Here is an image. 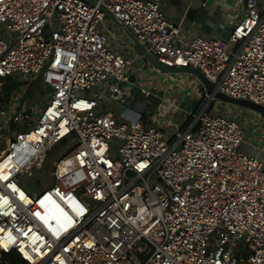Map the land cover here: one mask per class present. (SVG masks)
I'll return each instance as SVG.
<instances>
[{"label":"built area","instance_id":"obj_1","mask_svg":"<svg viewBox=\"0 0 264 264\" xmlns=\"http://www.w3.org/2000/svg\"><path fill=\"white\" fill-rule=\"evenodd\" d=\"M90 1L0 0V92L18 83L0 101V264H264V163L240 150L264 117L161 73L138 49L264 106V0H234L243 16L228 42L171 19L165 0ZM156 73L177 89L153 88ZM40 83L50 96L29 109ZM135 88L163 114L125 108ZM107 98L124 104L119 116ZM66 139L54 184L21 188Z\"/></svg>","mask_w":264,"mask_h":264},{"label":"rangeland","instance_id":"obj_2","mask_svg":"<svg viewBox=\"0 0 264 264\" xmlns=\"http://www.w3.org/2000/svg\"><path fill=\"white\" fill-rule=\"evenodd\" d=\"M179 2H181V0H166L167 9H165V11L169 16L175 18L178 15L182 16L184 14L183 10L185 6L183 7L182 10H180L178 14L177 9H179V5H178ZM110 22L113 23L111 19H110ZM188 27L189 26H187V28ZM230 34L219 36V37H216L215 39H220L224 42H228ZM183 78L189 79L191 81L190 88H192V86L196 83V81L192 80L190 75H183ZM3 81H6V80H3ZM169 83H171L174 86L176 85L174 80L169 81ZM127 86L129 87V85ZM169 87H172V86L170 85ZM182 90L185 91L184 89L180 87L178 88L180 96H184V92H182ZM50 93H51V89L48 88L47 86H44L41 83L35 84L31 88L30 93L27 95L24 104L29 109H31L34 106V103H37L39 105L46 104L50 96ZM176 96H178V93ZM192 98L194 97L192 96ZM179 100L181 104L180 107L186 111L195 109L198 103V102L191 101V98H189V96L185 97V100H182L180 98ZM107 104H108V110H110L112 113L116 114L117 116L120 115L123 109V105H124L123 103L111 101L107 98ZM164 106L165 105L162 104L158 98L154 97V95H152L151 97H145L144 95L140 93L138 88H135V90L134 89L132 90L130 98L126 103L125 108H131L132 110H143L144 112L153 111L154 114L161 115L164 112ZM223 106H227V105H223ZM13 129L15 130V133H24L28 130V127L24 128L16 124L14 125ZM258 131L259 133H261V135H264V125H263V128L259 129ZM4 134H6L5 131H4ZM247 135L248 136L251 135L250 130L247 131ZM71 144H72L71 139H66L63 142L56 145L49 152L44 168L41 170H34L31 176L26 174L23 177H20L19 186L27 191L30 190L29 193L32 196H38L44 189H46L49 186H52L54 184V180L51 177L53 163L56 162L58 159L65 157L72 150ZM240 150L249 157L257 158L259 156V153L256 150H254L252 147L246 146L245 144L241 146ZM247 246L248 244L246 243L245 240H242L238 243V249L243 250L244 253H247V251L244 250Z\"/></svg>","mask_w":264,"mask_h":264},{"label":"crops","instance_id":"obj_3","mask_svg":"<svg viewBox=\"0 0 264 264\" xmlns=\"http://www.w3.org/2000/svg\"><path fill=\"white\" fill-rule=\"evenodd\" d=\"M199 1H185L179 2V9H177L178 14L180 10L184 7V14L182 16H176L175 18L169 16L173 20H179L183 16L187 19V26L192 27L193 30L200 33L203 36H207L210 38H216L219 36H224L230 34L235 25L240 21L243 16L242 9L238 8L235 4L234 0H214L209 3L207 7H203V5L199 4ZM165 9H167L166 0H165ZM150 85L153 88L158 90H164L167 86L160 85L161 81L165 78L160 75V73H156L154 77H152ZM154 81V82H153ZM163 84V83H162ZM166 90V89H165ZM167 92V91H165ZM154 110V109H153ZM144 114H152L153 111L143 112ZM250 140L256 150L259 153L257 157L264 163V135H261L259 131L256 133L251 132L249 136ZM250 147V146H248Z\"/></svg>","mask_w":264,"mask_h":264},{"label":"water","instance_id":"obj_4","mask_svg":"<svg viewBox=\"0 0 264 264\" xmlns=\"http://www.w3.org/2000/svg\"><path fill=\"white\" fill-rule=\"evenodd\" d=\"M84 1H86L87 3L93 4V2L90 0H84ZM185 1L187 2L189 0H185ZM181 2H183V0H181ZM199 4L201 5V3H199ZM138 49H139L140 53L143 56H145L146 61L151 66H153L156 70L160 71L161 73L176 74V75H191L196 80H198V82L201 83V85L204 87L206 93L209 95H213V97L215 99L220 100L221 102H223L225 104L235 105V106H239V107L249 109L251 111H255L264 117V106L255 104V103L250 102V101L233 99V98L228 97L222 93L215 92L214 84L211 83L208 79H206L205 76L199 70L192 69V68H178V67L170 68V67H167V66L161 64L160 62H158L153 56L147 54V52L143 46H138Z\"/></svg>","mask_w":264,"mask_h":264},{"label":"trees","instance_id":"obj_5","mask_svg":"<svg viewBox=\"0 0 264 264\" xmlns=\"http://www.w3.org/2000/svg\"><path fill=\"white\" fill-rule=\"evenodd\" d=\"M18 83L8 79L7 83L4 85L2 92H0V101H9L12 92L16 89Z\"/></svg>","mask_w":264,"mask_h":264},{"label":"bare ground","instance_id":"obj_6","mask_svg":"<svg viewBox=\"0 0 264 264\" xmlns=\"http://www.w3.org/2000/svg\"><path fill=\"white\" fill-rule=\"evenodd\" d=\"M174 76H170V77H168V78H165L164 80H162L161 81V84L160 85H167V86H169V85H171L172 87H174V88H176V85L174 86V85H172L171 83H169V81H173V78ZM163 83V84H162ZM177 89V88H176Z\"/></svg>","mask_w":264,"mask_h":264}]
</instances>
